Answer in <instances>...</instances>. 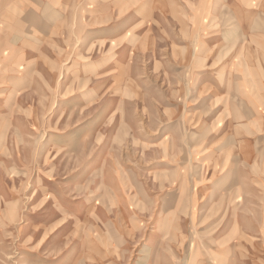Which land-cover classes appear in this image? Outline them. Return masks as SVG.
Returning a JSON list of instances; mask_svg holds the SVG:
<instances>
[{
  "label": "rangeland",
  "instance_id": "obj_1",
  "mask_svg": "<svg viewBox=\"0 0 264 264\" xmlns=\"http://www.w3.org/2000/svg\"><path fill=\"white\" fill-rule=\"evenodd\" d=\"M199 1L0 0V169L14 189L0 264H255L241 242L259 213L242 190L249 115L227 112L258 74L242 43L264 44L232 32L264 19ZM11 51L20 72L2 62Z\"/></svg>",
  "mask_w": 264,
  "mask_h": 264
},
{
  "label": "crops",
  "instance_id": "obj_2",
  "mask_svg": "<svg viewBox=\"0 0 264 264\" xmlns=\"http://www.w3.org/2000/svg\"><path fill=\"white\" fill-rule=\"evenodd\" d=\"M155 0H148V3L154 2ZM221 0H215L214 3H217ZM195 3H201L200 1L198 2V0H194ZM119 3H121L119 1ZM213 3V1H212ZM221 5H223L224 3L227 5V7L229 8L226 12H225V17L227 18H240L243 19L244 21H248L251 19H256V18H261L264 19V0H222ZM223 3V4H222ZM258 7V9L254 8V6ZM143 10V9H142ZM161 12V11H160ZM133 13V11H132ZM163 13V12H161ZM215 12H213V10L211 11V15L210 16H203V15H196L193 14L191 15L192 18L198 19V18H203V17H208V18H218V14H214ZM153 17L155 18V12L153 11ZM135 15L132 14V16L130 18H134ZM184 29V28H183ZM182 28H179V32H181L182 34H185L186 32L183 30ZM191 30H194V36H195V40L196 43L197 41H201V47L203 45V32H201V28L200 27H191ZM242 32H236V30H233L232 35H236V33H241V34H245V35H253V34H264V32H257L256 28L252 29L250 26H243L241 28ZM239 31V30H238ZM228 36H231V31H228ZM197 38V39H196ZM231 40V39H229ZM243 45V49L240 47H236L234 48V50H244V52H252L251 56L249 54V57L247 56V58H244L241 63V65L243 67H257V71L258 74L255 72L256 74V78L253 81H249L247 82H239L237 83V90H238V85L239 87H244L245 89H243V91L241 92L239 91V96L238 98L242 101L243 100V105L238 106L237 108H231V106H228V112L229 114H233V115H237V114H243V115H249V120L248 123L246 122V120H244L243 123V127L245 129L249 128V131L251 132L250 137L244 138L243 139V144L242 146L244 147V151H243V166L245 167V170L243 171V175L242 178H249V186H243L242 190H248L247 192H245L244 194V204L248 205L250 210H254L255 212H259L258 213V218L256 219L253 216H249V217H245L243 218L244 222H243V226H248V230H246V234L243 235V240L241 241L242 243H248V245H244L247 248V252H245V254L249 257H252L253 260H255V264H264V232H262V230H264V126L261 123H258V125H256V119H252L250 115L254 114V116L259 115V119L260 114H261V109L262 107L259 105H263L264 106V58L263 57H255V54H253L254 52L257 51H261L263 49L264 51V44H252V43H242ZM11 57L8 56L7 54H4L5 59L2 61L3 64L5 66L8 67H14V68H18L17 71H22L23 70V64L24 61L26 59V57H24V54L22 52H16V51H11ZM246 54V53H245ZM247 55V54H246ZM10 57V58H9ZM254 57V58H253ZM123 60H127V62L125 64L128 63V56L125 58H122ZM252 72L254 73V70H252ZM200 78L202 77V74L199 76ZM199 83H202V80L199 81ZM241 83V84H240ZM243 83V84H242ZM246 83L249 84V88L246 89ZM235 89L233 88V90H228V96L226 97L227 100H229V98L231 99V95L230 93H234L233 94V98H235ZM212 92V91H211ZM249 100H253L252 101H248ZM233 107V106H232ZM1 108V107H0ZM4 108V107H3ZM2 108V109H3ZM248 111H247V110ZM249 113V114H248ZM257 118V119H258ZM256 125V126H255ZM263 126V128L260 127ZM2 164L5 163H11V161H0ZM228 163V162H227ZM1 168V166H0ZM5 166H2V171L0 169V197H2V199L4 200V203H6L5 201L9 198V192L10 190H14L11 186H10V180L9 178H7V175L5 173ZM6 175V176H5ZM229 177V176H228ZM230 178V177H229ZM228 178V179H229ZM247 178V180H248ZM235 181V180H234ZM233 181V182H234ZM235 186H232V190H234ZM238 187L240 186H236V189H238ZM231 189V187H230ZM240 190V189H239ZM230 201H228V209L230 208L229 206ZM257 210V211H256ZM229 222H228V228H227V233L226 236H223L226 238V241L228 243L230 242H235L234 237L232 236V233L234 231L233 227H235L236 225L238 226V221L236 222L234 217H229ZM29 224V223H28ZM37 227V226H36ZM43 227V226H42ZM36 232L39 231L38 229L35 230ZM40 232V231H39ZM38 235V234H37ZM232 237V238H231ZM158 242L160 243L162 242V240H160V236L156 237ZM235 244V243H234ZM155 247V246H154ZM157 250L154 251L155 253H158L159 251V247H156ZM253 249V251H252ZM232 250V248L228 247L227 249V255L230 253V251ZM160 253V251H159ZM23 255H21V259L26 257V251H24L22 253ZM236 254V248H233V257ZM58 257V256H56ZM46 258L49 259L50 261H54L57 260V258ZM60 257V256H59ZM229 257V255H228ZM70 258V257H68ZM67 258V259H68ZM29 259H25L23 260V262L27 263V264H32L31 261H28ZM73 262L68 260L66 264H71ZM25 263V264H26ZM115 264H117L115 262Z\"/></svg>",
  "mask_w": 264,
  "mask_h": 264
}]
</instances>
